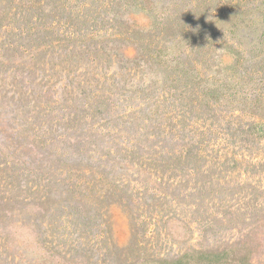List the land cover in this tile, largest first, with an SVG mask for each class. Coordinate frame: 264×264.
Returning <instances> with one entry per match:
<instances>
[{"label":"rangeland","instance_id":"1","mask_svg":"<svg viewBox=\"0 0 264 264\" xmlns=\"http://www.w3.org/2000/svg\"><path fill=\"white\" fill-rule=\"evenodd\" d=\"M0 264H264V0H0Z\"/></svg>","mask_w":264,"mask_h":264}]
</instances>
